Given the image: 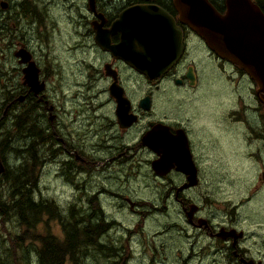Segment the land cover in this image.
Segmentation results:
<instances>
[{
  "label": "flooded vegetation",
  "instance_id": "obj_1",
  "mask_svg": "<svg viewBox=\"0 0 264 264\" xmlns=\"http://www.w3.org/2000/svg\"><path fill=\"white\" fill-rule=\"evenodd\" d=\"M1 2L7 4L0 5L7 12L0 22V40L7 39L6 46L0 41V58L6 61V66L0 62V166L5 170L1 175L8 168L16 172L24 163L29 176L37 162L39 197L46 200L42 178L53 170L75 195L67 208L54 197L46 204L64 213L65 219L78 211L93 219L96 209L105 215L111 208L107 198L124 201L141 215L144 209L154 215L174 214V223L157 221L153 233L157 257V246H162L163 253L186 252L183 264L208 257L227 264H264L261 96L245 75L249 100L237 96L247 104L222 112L224 94L216 75L228 68L236 75L244 73L220 59L179 21L174 0ZM133 7L160 9L182 34L181 56L157 76L133 64L134 56L141 59L144 53L139 40L126 38L127 45L117 47L125 31L116 30V23ZM102 40L109 46H101ZM21 52L24 60L18 56ZM19 134L28 142L19 143ZM19 153L28 158L19 159ZM234 156L245 168L225 175ZM13 162L16 166L11 168ZM258 165L261 173L256 174ZM223 182L233 183L225 201ZM2 187L0 219L16 227L5 234L9 236L20 233L23 225L20 211L15 214L17 199L7 197ZM145 194L156 197L144 199ZM115 220L105 216V223L95 229L101 233L99 259H126L130 253L118 238L121 224ZM55 225L61 229L56 235L66 239L61 220ZM170 243L176 246L171 248ZM23 245L24 263L30 264L29 237ZM91 252L94 256L93 248Z\"/></svg>",
  "mask_w": 264,
  "mask_h": 264
},
{
  "label": "water",
  "instance_id": "obj_2",
  "mask_svg": "<svg viewBox=\"0 0 264 264\" xmlns=\"http://www.w3.org/2000/svg\"><path fill=\"white\" fill-rule=\"evenodd\" d=\"M227 12L220 14L209 0H174L180 21L189 26L221 59L240 67L257 83L264 106V15L252 0H225ZM6 3L1 6L6 8ZM115 29L126 38L144 46L141 59L133 64L149 76H157L172 66L183 52L182 34L175 21L156 7H133L121 14ZM123 28V29H122ZM109 46L108 42L99 41ZM23 52V51H22ZM20 53L18 56L24 55ZM24 60V57H23ZM33 82L32 86H36ZM4 167L0 166V174Z\"/></svg>",
  "mask_w": 264,
  "mask_h": 264
},
{
  "label": "rangeland",
  "instance_id": "obj_3",
  "mask_svg": "<svg viewBox=\"0 0 264 264\" xmlns=\"http://www.w3.org/2000/svg\"><path fill=\"white\" fill-rule=\"evenodd\" d=\"M2 1V0H0ZM8 1V0H4ZM6 11L1 10L0 8V22L6 19L7 15ZM1 41V40H0ZM2 44L6 46L7 39L4 38L2 41ZM54 61V59H53ZM0 62L4 66H6V61L0 58ZM212 65L214 68H216V63L212 61ZM5 77L7 68H3ZM217 78L222 82V90H223V107L222 112L226 110H232L234 104L243 105L247 104L246 101H242L239 96H237V93H240L242 95L243 99L249 100L246 97V91L247 85L245 81V74H238L236 75L232 69H227V72H220V74L216 75ZM251 82V81H250ZM252 84V82H251ZM243 104H242V103ZM253 103V102H252ZM254 109V107H253ZM255 111V110H254ZM253 112V111H252ZM18 143V141H16ZM19 144V143H18ZM14 147H17V145H14ZM18 147H23L21 144L18 145ZM257 149V144L254 146V150ZM264 158V154H263ZM16 166V163H11L10 167L14 168ZM245 168V165L243 161L236 160V157L234 156L233 159H230L229 168H224L225 175H231L236 173L235 169H238L240 172L243 171ZM253 169L256 170V167L253 166ZM261 173V166L258 165L256 174ZM55 174L53 170L49 173L48 176H44L43 183H42V189L44 193L48 196L45 197L43 191H41L42 196L49 201L51 197H54L57 201L62 203L63 207L67 208L68 202L75 200V195L73 192V187L71 185H66V182L63 178L58 176V179L55 177ZM57 175V174H56ZM223 182V196L221 197L223 201L228 200L227 197L230 195V192L233 190V183L228 184ZM264 193V188H263ZM39 195H36V198H38ZM156 197V195L152 194H145L144 199H153ZM105 202L109 207L105 212V216L110 220L113 221L116 219L115 223L121 224V231L118 236L120 240H123L125 242V247L127 250H129L130 247V253L127 255L125 259V264H183V256L186 254V252L182 251L183 256H178L177 252L175 251L176 255H174L171 252H167V258L164 259L166 252L163 253L161 250L162 246H157L159 248L160 256L157 257V254H154V245L156 246V240L153 239V233L154 231H157L160 223H165L169 221L170 223H174L175 221V215L170 213H163L154 215V211H149V209H144L146 212L141 214L136 213L133 211L127 203L124 201L115 200L114 198H107L105 199ZM63 216L66 218V216L63 213ZM156 218H155V217ZM44 221L47 222H40L38 227L41 230L49 229L55 234H60L61 229L58 228L55 225V219H49L46 218ZM168 222V223H169ZM69 223V221H68ZM15 225L7 219H3L1 221L0 219V240L3 239L5 234L11 233L15 230ZM130 228V229H127ZM138 234V238H132V234ZM165 241V239H164ZM10 242L8 240V236L6 237L5 242L2 244V246H5ZM167 242V241H166ZM129 243V245L127 244ZM160 243V242H159ZM169 244V242H168ZM171 248L176 246L174 243H170ZM160 245V244H159ZM6 253L3 248L1 247V254H0V264H25L24 263V254L21 253V250L19 248L16 249L15 255H4ZM97 251L95 250L94 256L86 260V264H123L122 260H114V259H106L102 258L99 259L96 256ZM30 260V264H39V261L37 258L33 255V257ZM187 264H227L226 262L221 260L213 259V257H208L206 260H199L194 259L192 261H189Z\"/></svg>",
  "mask_w": 264,
  "mask_h": 264
},
{
  "label": "trees",
  "instance_id": "obj_4",
  "mask_svg": "<svg viewBox=\"0 0 264 264\" xmlns=\"http://www.w3.org/2000/svg\"><path fill=\"white\" fill-rule=\"evenodd\" d=\"M254 1L264 13V0ZM210 2L221 12L225 8V0H210ZM31 139L35 140V136ZM19 140V143H24L29 139H23L22 134H19ZM34 151L37 153L39 150L35 149ZM18 156L23 161L28 158V155L23 153H19ZM23 165L24 163L16 172L8 168V171L0 176V187L3 186L7 197L12 200L17 199L15 214L20 211L19 216L21 225H23L20 233L8 236L10 242L7 245L2 246L7 236L4 235L5 237L0 240V254L1 247L6 252L4 255H15L17 248L22 253L23 241L29 237L30 249L27 250V253L30 254V260L34 255L40 261L39 264H86V260L93 256L91 248L97 250L100 242L101 233L95 229L105 223L104 213L96 209V217L90 219L86 212H70L69 218L65 219L61 211H57L55 207L46 206L49 204L47 200L42 197L36 198V195H39V183L36 181L35 175L38 163L31 166L29 176H26ZM2 176H4V180L1 179ZM46 218L55 219V221L61 220L62 225L65 226L66 239H61L49 229L47 231L38 230L40 222H47L44 221ZM68 221L74 223L68 224L66 223ZM78 223L80 224L78 225ZM87 223L89 225H86ZM75 227L76 233L73 234ZM121 258L122 256L115 260H122L125 264V258Z\"/></svg>",
  "mask_w": 264,
  "mask_h": 264
},
{
  "label": "bare ground",
  "instance_id": "obj_5",
  "mask_svg": "<svg viewBox=\"0 0 264 264\" xmlns=\"http://www.w3.org/2000/svg\"><path fill=\"white\" fill-rule=\"evenodd\" d=\"M261 9V8H260ZM261 12H262V10H261ZM262 14L264 15V13L262 12Z\"/></svg>",
  "mask_w": 264,
  "mask_h": 264
}]
</instances>
